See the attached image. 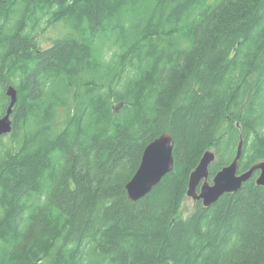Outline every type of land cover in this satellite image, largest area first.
<instances>
[{"label":"trees","instance_id":"trees-1","mask_svg":"<svg viewBox=\"0 0 264 264\" xmlns=\"http://www.w3.org/2000/svg\"><path fill=\"white\" fill-rule=\"evenodd\" d=\"M10 85L0 264H264L259 171L182 214L207 150L211 183L242 141L264 161V0H0V117ZM163 133L174 170L132 201Z\"/></svg>","mask_w":264,"mask_h":264},{"label":"water","instance_id":"water-1","mask_svg":"<svg viewBox=\"0 0 264 264\" xmlns=\"http://www.w3.org/2000/svg\"><path fill=\"white\" fill-rule=\"evenodd\" d=\"M11 102L7 112L0 117V137L13 131L12 114L18 101V91L10 85L6 90ZM175 140L169 133H163L151 141L144 149L140 166L131 180L126 184L128 196L132 201L148 195L162 179L174 170ZM243 154V141L240 143L234 160L219 170L209 181L210 166L216 160V153L207 150L198 166L190 175L187 195L201 200L207 207L216 203L224 194L238 191L243 184L259 171L257 184L264 186V161L254 164L246 171H239V163Z\"/></svg>","mask_w":264,"mask_h":264},{"label":"rangeland","instance_id":"rangeland-1","mask_svg":"<svg viewBox=\"0 0 264 264\" xmlns=\"http://www.w3.org/2000/svg\"><path fill=\"white\" fill-rule=\"evenodd\" d=\"M62 25H57L56 27L52 26V27H48L46 26L45 30H44V35L47 36V40H46V44L45 46H48L51 44V42H48V37H52V38H58L60 36H62ZM196 207V200L190 196L187 197V199L185 200L183 207H182V214L184 216H188L190 213H192L195 210Z\"/></svg>","mask_w":264,"mask_h":264},{"label":"bare ground","instance_id":"bare-ground-1","mask_svg":"<svg viewBox=\"0 0 264 264\" xmlns=\"http://www.w3.org/2000/svg\"><path fill=\"white\" fill-rule=\"evenodd\" d=\"M10 105V104H9Z\"/></svg>","mask_w":264,"mask_h":264}]
</instances>
